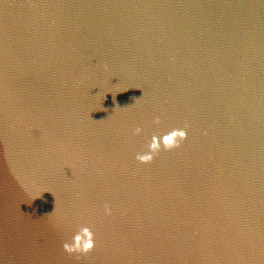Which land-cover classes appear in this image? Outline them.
<instances>
[{
	"label": "water",
	"instance_id": "95a60500",
	"mask_svg": "<svg viewBox=\"0 0 264 264\" xmlns=\"http://www.w3.org/2000/svg\"><path fill=\"white\" fill-rule=\"evenodd\" d=\"M0 264H264V0H0Z\"/></svg>",
	"mask_w": 264,
	"mask_h": 264
},
{
	"label": "clouds",
	"instance_id": "9594fccd",
	"mask_svg": "<svg viewBox=\"0 0 264 264\" xmlns=\"http://www.w3.org/2000/svg\"><path fill=\"white\" fill-rule=\"evenodd\" d=\"M139 100V99H137ZM156 125L161 123L159 117L154 120ZM141 127H136L134 134L139 136L143 133ZM188 139V133L184 129H172L162 135H153L147 144V151L136 154V160L143 165L152 164L162 151L171 152L182 146V143ZM104 214L112 215V208L105 204ZM96 235L94 231L87 226H80L71 239L63 242L62 250L69 256L77 259L87 257L96 250Z\"/></svg>",
	"mask_w": 264,
	"mask_h": 264
}]
</instances>
